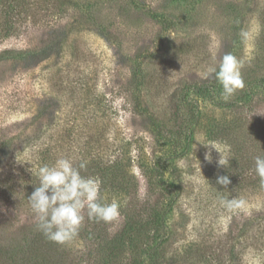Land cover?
Returning <instances> with one entry per match:
<instances>
[{
    "label": "trees",
    "instance_id": "trees-1",
    "mask_svg": "<svg viewBox=\"0 0 264 264\" xmlns=\"http://www.w3.org/2000/svg\"><path fill=\"white\" fill-rule=\"evenodd\" d=\"M34 1L33 18L38 3L42 2L40 7L45 11V32L40 47L27 48L16 39L21 36L23 24L13 20L12 15L13 11H19L24 0H0V14L3 17L0 39L14 42L0 49V60L24 56L47 60L52 51H57V48L61 51L66 47L75 30L71 23L66 22L70 9L79 6L81 18H84V10L93 8L90 0ZM141 1L138 0V5ZM147 12L152 19L161 20L154 7L148 6ZM162 22H166V17ZM100 31L111 38L105 29ZM73 44H76L75 41ZM142 55H135L138 62L129 68L128 76L120 80L117 87H112L109 95L98 92L95 84L82 79L74 81L68 78L65 83H58L54 88L56 95L68 93L69 98L75 100L73 108L64 114L63 120L56 116L57 111L44 106L29 124L32 126L30 131L20 132L13 139L18 140L17 143L12 142L15 143L13 146L4 143L6 148L11 149H18L24 143L25 146L37 148L34 169L30 177L23 181L19 192V205L30 206L27 198L39 186L37 169L44 164L52 165L63 156L71 158L77 167L85 164L81 170L82 176L101 180L104 202L110 203L113 199L119 201L120 217L108 223L97 222L88 219L85 209L79 235L64 245L48 240L37 229L33 212L19 224L8 219L5 225L0 224V264H150L158 257H164L171 240L177 235V226L185 224L187 220L179 207L186 175L179 163L194 152L196 138L200 135L204 142H213L225 148L222 158L227 157L229 165L224 167L217 163L216 169L206 178L207 192L203 194L201 189L197 192V203L205 208L212 207L214 213L226 210L229 213L227 225L218 236L212 231L214 224L210 219L204 223L208 230L207 238L196 253L203 255L207 264H232L227 260H237L239 239L247 234L254 221L248 215L247 207L258 200L264 201V179L254 171V157L264 156V113L261 112L264 109V96L255 98L251 92L245 91L242 96L225 100L219 96L220 90L223 93L219 82L194 87L193 91L198 95L215 99L220 108L230 110L217 115L212 111H201L197 102L189 100L190 86H186L179 96L189 110V116L183 123L184 117L173 113L178 126L176 138L171 135L167 123L157 120L142 105L143 90L153 85L146 80L147 74L140 59ZM259 86L264 90V82H260ZM215 91L219 95L215 96ZM119 99L127 113L124 119L131 120L132 127L123 120L122 132L114 127V137L118 138L119 143L108 144V133L112 122H116V102ZM47 110L49 116L44 118ZM250 114L251 118H248ZM179 118L181 120L177 123ZM253 122L263 125L262 129H253ZM21 135L23 138L19 140ZM180 142L181 149L178 146ZM134 167L141 170L144 183L135 179L131 171ZM223 175H227L231 181L227 188L216 183L217 177ZM227 200H243L245 204L242 209L233 211L222 203ZM175 212H180L176 219ZM172 218L175 223H172ZM79 243L84 248L78 252L75 244ZM200 250H203L202 253ZM225 255L228 256L227 260Z\"/></svg>",
    "mask_w": 264,
    "mask_h": 264
},
{
    "label": "rangeland",
    "instance_id": "rangeland-1",
    "mask_svg": "<svg viewBox=\"0 0 264 264\" xmlns=\"http://www.w3.org/2000/svg\"><path fill=\"white\" fill-rule=\"evenodd\" d=\"M83 1L87 2H81ZM33 2L35 1L24 0L19 11L17 9L12 13L13 20L23 24L21 36L16 39L27 48L40 47L45 32V11L40 7L42 2L38 3L35 18ZM89 2L93 8L84 10V18H81L79 6L70 9L66 22L71 23L75 30L63 50L57 48V51H52L47 60L43 61L32 56L0 60L2 226L8 219L19 224L32 214L30 206L19 205V192L23 181L30 177L34 169V156L36 157L37 151V148L25 146V143L18 149L6 148L4 143H17L18 140L13 139L20 132L30 131L32 126L29 124L41 113L44 106H50V110L57 111L56 116L59 115L60 121L63 120L64 114L73 108L75 100L69 98L68 93L56 95L54 88L60 82L65 83L68 78L95 84L98 92L103 91L109 95L112 87H117L119 81L128 76L129 68L138 62L135 55L143 53L140 59L147 74L146 80L153 85L143 90L142 105L157 120L167 123L174 137L178 135V126L173 113L183 116V123L189 116V110L179 96L186 86H190L187 98L197 102L201 111H212V114L217 115L222 114V111H230L220 108L214 102L215 99L200 96L193 91L199 85L218 83L214 74L207 79L202 76L208 68L218 66L219 58L225 53H231L243 64L241 76L245 87L238 90L231 99L242 96L245 91L251 92L255 98L264 96L263 87L259 86L260 82H264V0H142L139 5L138 0ZM148 6L155 8L156 13L161 15V20H154L149 16ZM165 17L166 22H162ZM2 21L0 14V24ZM101 29H105L111 38L103 34ZM74 41L76 44H73ZM8 43L14 42L0 39V49ZM214 93L215 96L219 95L216 91ZM219 96L224 99L221 90ZM116 105L118 114L115 116L116 122H112L110 127L108 144L119 143L118 138L114 137V127L116 131L122 132L123 120L132 127L131 120L124 119L127 113L123 102L119 99ZM261 112L264 113V109ZM44 116H49V110ZM248 118H251V114ZM180 120L179 118L177 123ZM257 123L253 122L251 127L262 129L263 125ZM22 138L23 135L19 140ZM203 140L201 135L197 137L194 152L179 163L186 172L183 181L184 194L179 197V207L186 215V223L177 226V235L171 240L165 256L158 257L150 264H207L205 257L196 253L197 248L207 238L208 230L204 223L211 220L215 236L223 232L227 225L229 211L214 213L212 207L205 208L197 203V192L200 189L203 194L207 192L205 179L216 169L225 149L216 144L219 153L210 146L197 142ZM181 143H178L179 149ZM206 153L211 155L210 162L205 159ZM131 171L136 180L144 183L140 169L134 167ZM142 187H145L144 184ZM188 192L191 194L188 195ZM247 211L254 221L247 234L239 239L237 260L230 262L227 255L224 257L232 264H264V201L258 200L255 204H249ZM179 215L180 212H175L174 218ZM171 221L175 223L173 218ZM75 248L79 252L84 247L79 243L75 244Z\"/></svg>",
    "mask_w": 264,
    "mask_h": 264
},
{
    "label": "clouds",
    "instance_id": "clouds-1",
    "mask_svg": "<svg viewBox=\"0 0 264 264\" xmlns=\"http://www.w3.org/2000/svg\"><path fill=\"white\" fill-rule=\"evenodd\" d=\"M242 67L243 64L237 57L225 53L219 58L218 66L208 68L202 78L207 79L214 74L222 86L224 99L227 100L245 87L241 76ZM197 142L219 152L213 142ZM205 159L211 161L210 153L205 154ZM218 165L227 167L229 159L221 158L220 155ZM254 165L256 174L264 179V156H255ZM84 168L85 164L81 163L77 167L71 158L62 156L52 165L44 164L36 171L39 186L34 188L27 199L37 229L54 243L68 244L79 235L85 219V209L88 219L97 222H112L121 215L119 201L113 199L110 203H105L101 193V180L98 177L82 176L81 170ZM203 178L205 179L204 176ZM216 183L227 188L231 181L227 175H223L217 177ZM222 203L229 210L242 209L245 204L243 200H227Z\"/></svg>",
    "mask_w": 264,
    "mask_h": 264
}]
</instances>
